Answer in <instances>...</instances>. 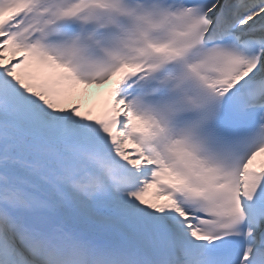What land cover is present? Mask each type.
<instances>
[{"label": "snow or ice", "instance_id": "1", "mask_svg": "<svg viewBox=\"0 0 264 264\" xmlns=\"http://www.w3.org/2000/svg\"><path fill=\"white\" fill-rule=\"evenodd\" d=\"M0 264H264V0H0Z\"/></svg>", "mask_w": 264, "mask_h": 264}]
</instances>
